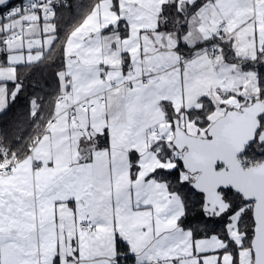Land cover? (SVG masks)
<instances>
[{
  "label": "snow or ice",
  "instance_id": "6c2138e0",
  "mask_svg": "<svg viewBox=\"0 0 264 264\" xmlns=\"http://www.w3.org/2000/svg\"><path fill=\"white\" fill-rule=\"evenodd\" d=\"M71 7L0 0V264H264V0Z\"/></svg>",
  "mask_w": 264,
  "mask_h": 264
},
{
  "label": "trees",
  "instance_id": "16d2710c",
  "mask_svg": "<svg viewBox=\"0 0 264 264\" xmlns=\"http://www.w3.org/2000/svg\"><path fill=\"white\" fill-rule=\"evenodd\" d=\"M18 1V0H17ZM90 0H71L72 7L64 12L63 20L61 21V38L70 25L76 22L81 12V5H87ZM6 10V9H5ZM54 57H59V49L53 53ZM60 62L57 59V64ZM55 66L41 64L38 67L31 69H21V78L24 79L26 90L22 96L11 106L6 114H0V128H5L12 131L13 125L17 121L27 118L29 98L36 93L51 99L57 89V79L54 75ZM36 85L38 87H33Z\"/></svg>",
  "mask_w": 264,
  "mask_h": 264
},
{
  "label": "built area",
  "instance_id": "2783aa9c",
  "mask_svg": "<svg viewBox=\"0 0 264 264\" xmlns=\"http://www.w3.org/2000/svg\"><path fill=\"white\" fill-rule=\"evenodd\" d=\"M20 2H21V0H18V1L13 2L12 4H13V5H18ZM5 11H6V10H5Z\"/></svg>",
  "mask_w": 264,
  "mask_h": 264
},
{
  "label": "water",
  "instance_id": "95a60500",
  "mask_svg": "<svg viewBox=\"0 0 264 264\" xmlns=\"http://www.w3.org/2000/svg\"><path fill=\"white\" fill-rule=\"evenodd\" d=\"M15 1H17V0H11V3L15 2Z\"/></svg>",
  "mask_w": 264,
  "mask_h": 264
}]
</instances>
